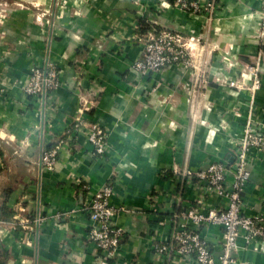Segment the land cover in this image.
Listing matches in <instances>:
<instances>
[{"label":"crops","instance_id":"1","mask_svg":"<svg viewBox=\"0 0 264 264\" xmlns=\"http://www.w3.org/2000/svg\"><path fill=\"white\" fill-rule=\"evenodd\" d=\"M212 1V10L191 12L171 0H0L1 264H102L82 183L97 190L112 180V202L126 210L115 216L125 232L109 264H197L153 246L156 231L167 235L196 196L176 171L232 162L250 113L264 121V0ZM141 20L183 34L193 65L140 74ZM258 59L262 86L252 91L244 66ZM48 63L59 87L46 98L27 95L30 67ZM92 123L108 132L104 156L86 135ZM61 139L47 170L42 153ZM250 169L246 212H264L262 153L250 152ZM200 230L221 253L223 229ZM235 256V264H264V246L242 241Z\"/></svg>","mask_w":264,"mask_h":264},{"label":"built area","instance_id":"2","mask_svg":"<svg viewBox=\"0 0 264 264\" xmlns=\"http://www.w3.org/2000/svg\"><path fill=\"white\" fill-rule=\"evenodd\" d=\"M176 3L191 12L214 8L212 0H176ZM139 39L144 46L143 58L137 59L133 67L142 75L174 65L183 68L193 65L190 44L180 32L164 29L159 33L148 32ZM260 68V59L254 65L244 66V71L252 73L253 80L249 84L252 91L262 86ZM58 76L59 71L53 63L32 65L25 93L46 98L59 87ZM225 82L232 86L238 84V80L231 77H225ZM253 112L243 125L240 139L234 144L232 162L217 160L203 168L176 171L182 183H194L196 196L173 215L175 226L167 235L156 231L158 234L153 239L156 253L167 257L177 253L195 259L197 264H235L238 262L235 253L242 241L245 245H253L255 250L264 246V212L247 213L244 196L245 185L251 177L250 152L255 150L264 155V121L257 112ZM85 131L94 153L97 156L107 154L110 147L107 130L99 123H92L87 125ZM68 133H71V129H68ZM64 143L66 139H61L56 147L44 149L41 158L44 168H55L59 148ZM82 187L88 192L85 202L90 219L88 238L100 249L101 263L109 264L110 259L117 255L125 232L115 221V216L126 208L112 202L114 183H105L97 190L85 183H82ZM213 196L216 197L215 201L211 200ZM166 223V219L159 221L161 226ZM212 225L223 229L222 251L218 255L210 249L200 230Z\"/></svg>","mask_w":264,"mask_h":264},{"label":"trees","instance_id":"3","mask_svg":"<svg viewBox=\"0 0 264 264\" xmlns=\"http://www.w3.org/2000/svg\"><path fill=\"white\" fill-rule=\"evenodd\" d=\"M176 0H171L172 3H174ZM164 30L163 28H160L156 25H152L151 23L141 20L140 21V27H139V32L142 34H147L148 32H155L159 33L160 31ZM110 183H114V181H110ZM0 250H2V246L0 244ZM1 264V263H0Z\"/></svg>","mask_w":264,"mask_h":264},{"label":"rangeland","instance_id":"4","mask_svg":"<svg viewBox=\"0 0 264 264\" xmlns=\"http://www.w3.org/2000/svg\"><path fill=\"white\" fill-rule=\"evenodd\" d=\"M227 69H228V68H227ZM260 71H261V73H262V71H263V68H262V67L260 68ZM260 75H261V74H260ZM230 76H231V75H230ZM230 76H228V75L226 76V75H224L223 73H219V75H218V77H230ZM234 77H242V76H241V74H240L239 76L237 75V76H234ZM261 77H262V75H261ZM237 80H238V79H237Z\"/></svg>","mask_w":264,"mask_h":264}]
</instances>
